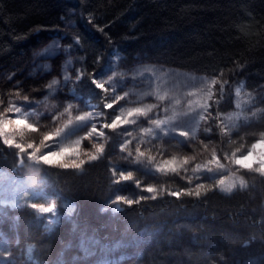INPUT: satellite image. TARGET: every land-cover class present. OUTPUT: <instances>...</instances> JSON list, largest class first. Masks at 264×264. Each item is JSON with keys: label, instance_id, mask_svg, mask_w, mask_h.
<instances>
[{"label": "trees", "instance_id": "16d2710c", "mask_svg": "<svg viewBox=\"0 0 264 264\" xmlns=\"http://www.w3.org/2000/svg\"><path fill=\"white\" fill-rule=\"evenodd\" d=\"M54 40L59 47L48 58L38 55ZM80 72L86 75L78 81ZM220 73L231 89L226 86L224 98L213 104V115L219 112L226 123L240 124L245 115L251 116L247 111L249 94L264 95V0H0V100L5 102L16 101L19 91L30 101H43L45 115L68 103L81 109L79 114L98 112L101 107L93 106H102L103 93L91 84L92 78H120V95L129 91L130 99H135V94L152 91L154 95L145 97L144 102L155 103L156 95L166 100L186 98L188 92L197 91L193 85L199 78ZM65 74L71 77L66 85ZM54 79L60 83L53 97L48 96L47 85ZM241 84L237 97L235 90ZM213 99H219L218 92ZM16 102L18 106L27 103L22 99ZM124 103L119 101L114 109ZM259 108L264 104H257L252 111ZM103 111L112 113L113 109ZM95 119L99 126L107 117ZM41 122L50 125V119L41 117ZM262 123L256 118L253 127L233 135L237 143L230 150L243 143L242 151H248L261 139L264 126L258 125ZM216 124L210 140L205 138L206 125L201 124L189 148L177 146L175 141L157 143L167 150L165 157L158 158L196 155V162L206 160L210 153L202 150L201 140L209 149L221 147ZM128 127L136 136L138 129ZM84 134L83 128L77 129L61 143L71 146ZM111 137L107 158L85 165L83 173L58 167L34 169L30 164L20 170L14 165L13 150L4 147L0 151V173L7 172L20 181L52 182L49 192L58 194L52 196L59 214L52 224L28 206L12 209L0 204V261L264 264V181L258 174L236 170V176L244 175L245 189L237 185L225 193L214 188L199 199H177L167 192L188 186L186 179L128 165L122 160L125 154L119 152L121 137L115 133ZM91 143L84 141L82 147L87 150ZM151 154L158 155L155 151ZM109 161L121 170H140L133 171V181L117 186L111 182ZM187 176H192L191 171ZM195 182L215 183L206 179ZM148 186L158 189L157 199L132 206L121 203V210L115 211V195L130 199L151 196L143 191ZM116 188L120 191H114Z\"/></svg>", "mask_w": 264, "mask_h": 264}, {"label": "snow or ice", "instance_id": "6c2138e0", "mask_svg": "<svg viewBox=\"0 0 264 264\" xmlns=\"http://www.w3.org/2000/svg\"><path fill=\"white\" fill-rule=\"evenodd\" d=\"M39 31L37 29V33ZM58 47V41L54 40L38 55L48 58L52 50ZM144 71L152 72L153 69L145 68ZM85 75V72H80L76 79L79 81ZM100 75V73L97 74L98 77ZM122 75L124 74H119V76ZM222 76L223 74L220 73L212 78H199L197 83L193 85L197 91L188 92L187 97L183 99L172 97L166 100L165 96L156 95L157 102L155 103L144 102L145 97L154 95L152 91L135 94V99H130L129 91L120 95L117 92V89L122 87L120 78L115 80L112 76H109L107 80L92 78L91 84L103 93L101 97L102 106H93L101 107V111H88L83 114H79L81 109L72 103H68L67 105L61 104L55 112L45 115V113L37 111L44 103L43 101H30L28 95L21 97L20 92L17 91L15 93L16 101L22 99L27 102L26 104L18 106L16 101L5 102L0 100V105H4L0 109V151L4 147L13 150L14 165L20 170L30 164L34 169L58 167L83 173L85 165H91L102 158H107L106 149L111 141V134L115 133L121 137L119 152L125 154L122 156V160L128 165H139L149 173L154 171L164 175L171 174L187 180L188 186L182 187L178 191H168L167 195L169 196L177 199H180L181 196L199 199L214 188H219L221 192L225 193H231L237 185L240 189H245L248 184L244 175L236 176V170H244V174H258L264 181V152L257 153L256 151L264 146V131L260 133L261 139L252 143L251 150L246 152L242 151L243 143L235 147L234 151L230 150L231 146L237 143L232 137L233 135L239 136L242 130L253 127L256 118L264 121V108L252 111V108L256 107L257 104H264V95L257 97L249 94L250 106L247 111L251 112V116L245 115L240 124H228L219 112L215 115L212 112L213 104H219L220 100L224 98L225 87L231 89V85L228 84L227 80H223ZM147 79L150 80L151 77H147ZM70 80L71 77L65 74V85ZM59 83L58 80L54 79L47 85L48 96L54 97L57 90L56 86ZM148 87L151 88V85L149 84ZM242 87L241 84L240 87L236 88L237 97L240 96ZM217 92L219 99L214 100L213 97ZM47 99L48 97H45V100ZM119 101L125 103L114 109V105L118 104ZM125 105L130 106L126 107ZM239 107L240 105H237V108ZM29 108L32 110L29 111ZM105 109H113V112L105 113L103 111ZM105 116L107 119L99 122V126H97L98 121L95 118ZM41 117L50 119V125L43 124ZM217 121H219L218 124H216ZM201 124L206 125L204 133L206 134L205 138L209 140L214 131L212 125L216 124V127L219 128L221 137L219 149L216 147L209 149L208 144H204L202 140L200 142L202 150L209 151V158L202 162H196V155H170L166 158H158V156L165 157L167 150L157 147V143L175 141V145L189 148L196 141L197 130L200 129ZM128 126H135L138 129L136 136L133 135V131H130ZM258 126H264V123ZM80 128L84 129L85 134L77 138L71 146H63L61 142L73 136L74 131ZM25 135H27V139H25ZM84 141H92L87 150L82 147ZM152 151L157 152L158 155H152ZM254 156L255 159H253ZM109 166L112 177H114L111 182L117 186H123L125 182L133 181V171L140 170L139 168L121 170L117 165H112L111 161H109ZM189 171L192 173L191 177L187 176ZM228 173H231L235 179L230 180ZM204 179L215 181V183L211 186H206L203 182L194 183V181ZM226 180H229L227 184L225 183ZM136 187H140L139 181H136ZM114 191L119 192L120 188H116ZM143 191L153 195H140L139 199L115 195V199L112 201L113 204L117 205L115 211L121 210L119 208L121 203L132 206L142 200L157 199V188L148 186ZM23 192L33 193L30 197L32 199H47L48 195H58L55 192L44 194L42 188H31L27 184ZM37 193L39 195H36ZM14 206L19 207L20 205L17 202ZM27 206L39 213H53L56 208L54 202L48 206L35 202ZM2 255L3 248L0 247V256ZM0 264H4V262L0 261Z\"/></svg>", "mask_w": 264, "mask_h": 264}, {"label": "rangeland", "instance_id": "374dc122", "mask_svg": "<svg viewBox=\"0 0 264 264\" xmlns=\"http://www.w3.org/2000/svg\"><path fill=\"white\" fill-rule=\"evenodd\" d=\"M48 107H49V105L47 106V109L49 110L50 108H48ZM28 110L31 111L32 109L29 108ZM45 110H46V108H44L43 106H41L37 109V111L43 112V113ZM250 150H251V147L248 149V151H250ZM256 151H257V153L264 152V146H262L261 148H258ZM253 159H255V156L253 157ZM26 184L31 188H36V187L42 188L44 194H49L50 193L49 191L53 187L52 182L47 180V179L20 181V180L14 179L12 177V175L7 173V172H1L0 173V204L4 207H10L12 209H18L20 207L27 206L33 202L38 203V204H44L45 206H48L49 204L54 202L56 204V208H55V211L53 213H39L36 210H34V211L40 217H47L50 223H52V224L56 223L59 214L57 211V203L54 200L55 198L52 195H48L47 199H39V198L32 199L30 197L33 195V193H24L23 192V189H24ZM36 195H39V193H37ZM17 202L20 205L19 207L14 206V204H16ZM70 207H71V205H69V208ZM71 211H70V209H68L67 213L72 214ZM53 220L55 221L54 223L52 222ZM1 240L3 241V239H1ZM5 250H6V252H9L8 248H6Z\"/></svg>", "mask_w": 264, "mask_h": 264}]
</instances>
